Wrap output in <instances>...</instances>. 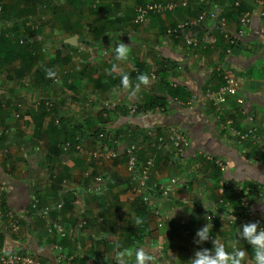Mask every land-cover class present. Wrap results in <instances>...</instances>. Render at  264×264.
Returning <instances> with one entry per match:
<instances>
[{"label": "crops", "instance_id": "1", "mask_svg": "<svg viewBox=\"0 0 264 264\" xmlns=\"http://www.w3.org/2000/svg\"><path fill=\"white\" fill-rule=\"evenodd\" d=\"M145 1L2 0L8 8L0 33L10 41L0 48V242L38 255L45 264H56L61 254L73 258L61 264H116L117 252L125 250L133 253L134 264L138 248L151 256L147 264H188L196 250L214 251L216 238L226 251L244 250L243 264H254L252 245L237 233L245 223L264 225L261 6L257 0H240L241 8L236 0H176L188 6L137 22L135 9ZM217 9L226 18L224 29L234 35L245 30L229 56L223 27L209 16L175 31L178 24ZM247 11L252 19L244 27L239 18ZM28 16L38 29L19 22ZM186 37L206 46L187 45ZM117 42L129 47L126 58L116 57ZM219 64L239 82L221 115L211 104L202 105L205 90L222 83L214 72ZM140 65L138 77L146 75L147 84L134 75ZM48 69L56 75L48 77ZM125 74L127 87L121 84ZM168 85L184 87L190 96L172 98ZM47 100L53 103L50 110ZM178 122L188 146L176 157L171 144L146 131L166 134ZM229 122L255 129L258 145L236 138ZM78 136L81 149L64 148ZM131 143L138 147L140 166L154 159L152 181L177 180L169 196L132 190L125 153ZM103 147L119 156L94 157ZM34 198L39 208L51 209L47 217L31 208ZM184 201L189 207L193 202V211L178 208L174 214ZM10 210L21 219L17 232L7 229L4 214ZM82 218L85 224L79 226ZM58 220L65 237L49 231ZM207 223L210 238L197 244L195 232Z\"/></svg>", "mask_w": 264, "mask_h": 264}, {"label": "built area", "instance_id": "2", "mask_svg": "<svg viewBox=\"0 0 264 264\" xmlns=\"http://www.w3.org/2000/svg\"><path fill=\"white\" fill-rule=\"evenodd\" d=\"M200 2H207L208 0H199ZM212 1V0H211ZM258 4L261 6V10L258 11L260 16H264V0H257ZM240 0H236L234 5L238 7L240 5ZM187 2H178L176 0H149L137 5L135 9L136 13V21L144 23L148 16L152 13H163V12H170L176 10L178 7H187ZM3 8V2L0 0V12ZM222 10L217 9L210 14L206 12H202L197 16V19L194 21H185L183 23L178 24L175 31L186 30L189 27H192L194 24H199L203 20L209 16L210 18L217 21L221 27H223V37L228 43V48L226 50V55H231L233 52L234 46L237 42L242 39L245 35L243 31H240L238 35L231 34L229 31L224 29L226 24V18L221 14ZM251 12H243L240 15L239 21L240 23L246 27L251 22ZM24 25L26 29L36 30L38 29V24L31 16L23 18L19 21ZM1 36V33H0ZM25 38H23V41ZM22 41V39L20 40ZM185 42L187 45L193 47H204L206 46L205 43L197 41L191 37H186ZM2 72V66L0 64V75ZM214 72L218 77L221 78L222 83L217 90H213L211 87H208L205 90V99L202 101V105L208 106L212 105L214 107L215 113L221 115L225 110V104L227 99L231 95L237 94L239 88V82L237 79L230 74L222 64L217 65L214 68ZM193 101V100H192ZM45 106L47 109H51L53 103L49 100L45 101ZM132 111H135L133 109ZM231 122H229V125ZM230 130L232 131L233 135L240 139V140H250L254 144L258 145L259 139L258 134L255 129H248V130H241L235 128L234 126H230ZM146 133L150 136H154L158 142L161 144H171L174 154L177 156H183L188 146V137L185 131V128L182 125V122L174 123L168 128V132L166 134L158 135L154 133V130L148 129ZM76 142L72 144L71 142H67L64 148H68L71 145H74L76 149H81L82 144L80 143L79 136L76 137ZM99 138H105V134L103 132L99 133ZM137 145L135 143H131L126 148V156H127V169L130 173V184L132 186V190L135 192H144L145 194H158L160 196L167 197L171 192V186L177 183V180L172 178L168 182H154L151 180L150 177V170L154 167L155 162L154 159L151 157L149 158L143 165H139L138 162V155H137ZM264 150V148L262 149ZM94 157H104L107 159H115L119 156L117 150L112 148H102L93 152ZM222 168V164L219 163ZM95 180L97 182H102V178L96 177ZM221 191L224 192L226 189V185L224 181H221ZM147 196V195H146ZM146 200L149 201L148 196ZM39 199L34 198L31 202V208L36 210L37 213L41 216L47 217L50 213V208L48 206H44L39 208ZM56 208L60 209L63 207L62 202H58L55 205ZM4 216L7 219V229H10L13 232H17L21 227V219L19 217L18 212H14L13 210L7 211ZM85 224V220L82 218L79 226ZM49 231L57 236L65 237L67 236V230L62 222L59 220L57 222H53L48 225ZM73 258L68 257L64 254H61L57 257L56 264H61L63 261L72 262ZM0 264H45L42 259L33 253L26 252L19 247H15L14 249H8V247L4 246L0 242Z\"/></svg>", "mask_w": 264, "mask_h": 264}, {"label": "clouds", "instance_id": "3", "mask_svg": "<svg viewBox=\"0 0 264 264\" xmlns=\"http://www.w3.org/2000/svg\"><path fill=\"white\" fill-rule=\"evenodd\" d=\"M115 53L118 59L126 58L129 54V47L125 43L117 42ZM46 75L48 77H54L56 73L48 69ZM138 79L141 83H148V77L146 75H140ZM128 83L129 79L125 74L121 78V84L127 87ZM138 89L139 85H136V90ZM184 204L186 206L174 208L173 213L175 214L178 208H187L190 213L193 211V202L191 207L187 206L188 201H184ZM237 235L238 238L252 245L254 249V264H264V225H261L259 221L242 224L238 229ZM195 237H198L196 240L197 244L209 240V223L198 228L195 232ZM212 244L214 251L208 248L198 249L189 259L188 264H243L245 261L246 253L244 250L234 248L232 251H226L225 245L219 243L216 238L212 241ZM132 257L133 253L131 251H119L116 254V264H130ZM151 259V256L146 255L142 249L138 248L135 250L134 264H147V261Z\"/></svg>", "mask_w": 264, "mask_h": 264}, {"label": "trees", "instance_id": "4", "mask_svg": "<svg viewBox=\"0 0 264 264\" xmlns=\"http://www.w3.org/2000/svg\"><path fill=\"white\" fill-rule=\"evenodd\" d=\"M239 7H240V6H239ZM7 8H8V7H4V6H3L2 11L0 12V18L4 17V14L7 12ZM240 8H241V7H240ZM1 16H2V17H1ZM9 41H10L9 38H6V37H4V36H3V37L1 36V38H0V48L5 47V45H6ZM0 54L3 55V52L0 51ZM8 60H9V59H8ZM141 68H142V65L138 66L139 72L134 73L135 76L138 77ZM167 90H168V93L170 94V96H171L172 98H180V97L183 98L184 96H187V95H188V97L190 96V95L187 93V90H186L184 87L168 85ZM153 99L156 100V101H155L156 105H159V106H160V104L163 105V103L160 102V101H163L162 98H155V97H154ZM151 105L153 106V104H151ZM152 106H150L149 108H151ZM8 249H10V248L8 247Z\"/></svg>", "mask_w": 264, "mask_h": 264}, {"label": "rangeland", "instance_id": "5", "mask_svg": "<svg viewBox=\"0 0 264 264\" xmlns=\"http://www.w3.org/2000/svg\"><path fill=\"white\" fill-rule=\"evenodd\" d=\"M164 104H165V103H163V105H164ZM163 105H162V104H160V106H161V107H163V108L165 109L166 107H164Z\"/></svg>", "mask_w": 264, "mask_h": 264}]
</instances>
